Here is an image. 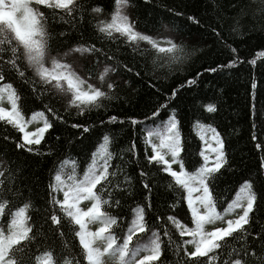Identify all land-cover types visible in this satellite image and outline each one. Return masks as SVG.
<instances>
[{
    "label": "snow or ice",
    "instance_id": "1",
    "mask_svg": "<svg viewBox=\"0 0 264 264\" xmlns=\"http://www.w3.org/2000/svg\"><path fill=\"white\" fill-rule=\"evenodd\" d=\"M126 3L128 0H116L118 10L111 13L110 20L97 19L92 25L93 33L106 39H113V33L119 34V43L130 47L134 58L141 41L146 42L155 53L166 54L163 59L159 55L153 59L154 72H171L176 65L187 59L189 53L185 46L176 43L173 38L166 37L161 41L138 31L136 22L119 10ZM261 3L264 4V0ZM103 11V7L96 0H89L88 3H82L81 0H0V121L12 125L21 133L19 141L15 143L16 149L36 152L38 149L35 146L42 147L45 133L54 128L55 122L67 124V120L53 104L59 102L67 113L71 114L74 110L76 116H83L86 110L100 109L104 106V100L113 98L112 93L118 82L108 78V74L119 73L120 63L116 60V53L112 52L109 56L103 47L97 48L95 43L88 44L84 41L82 32L81 43L69 45L63 51L53 49L51 39L63 40L68 32L50 33L48 28L51 17L60 24H70L71 30L82 29L86 16L90 13L103 14ZM176 15L179 16L180 13ZM187 19L192 21L194 17L188 16ZM212 31L220 39L215 27ZM233 32L242 34L239 29H234ZM231 51L235 53L237 50L232 48ZM84 53L92 54V58L87 61V68L81 66ZM113 60H116L115 66H111ZM238 62L233 59L225 66L208 67L203 71L223 72L225 68ZM28 70L32 73L30 77L27 75ZM128 71L131 72L132 69L129 68ZM9 74H15L25 85H31L35 98L41 103L48 101L45 107L51 113L52 122L45 118L43 111L33 112L32 117L42 119L43 124L34 131H26L27 124L31 121L25 122L18 107L19 97L13 84L4 82ZM136 75L140 76L139 71ZM201 75V72H197L195 77L189 76L183 85L173 89L170 93L171 103L165 99L164 103L157 100L154 105H148L150 115L145 116L144 120L127 118L132 125H138L149 120H160L162 115H166L163 111L165 109L170 113L161 126L149 130L147 138L143 140L145 148L151 149L150 154L147 151L144 153V161L150 167L144 166V161L136 153V145L132 144L129 149L121 150L120 156L124 159L117 168L135 164L131 176L124 173V183L127 185L136 180L138 172V184L143 186L141 191L152 193L159 180H168L169 188L182 190L181 196L176 198L170 208H164L155 216V220L164 225L163 235L168 238L169 245L175 244L178 264H220V253L229 238H238L239 250L233 247L224 264H264V228L253 231L250 224V213L255 210V202L258 198L264 199V184L258 194L253 190L251 178L243 180L234 197L225 206L215 193V185L230 163L225 140L215 127L201 124L197 120L196 135L201 141L197 159L183 142L177 119L179 113L176 108L171 107L179 90L185 86L191 88L196 85L197 78ZM251 87L257 88L255 80ZM5 100L7 106L3 105ZM203 108L208 113H213L217 106L207 103ZM261 108L264 109V105ZM250 113L254 119L257 114L254 103ZM259 114L264 119V111ZM118 121L120 118L112 115L106 121L100 119L99 123L107 126ZM70 126L82 129L81 138L77 141L82 143L83 134L90 131L89 126L80 123ZM256 139L257 136L253 134L252 140ZM102 141L92 152L90 163L82 175H78L75 163L70 169L64 168L69 160L61 163L47 186L43 223L55 227L57 231L52 233L54 238L66 239V234L61 230L63 217L69 224L68 235L78 240L81 251L77 256L80 259H65L63 264H106L108 259H114L116 264H149L151 261L161 264L160 235L157 231L149 230L145 222V208L140 204L131 209L134 216L128 220L124 201L128 198L130 189L118 191L112 183V178L117 177L118 171L111 168L113 152L109 150L110 135L105 133ZM256 148L264 149V143H257ZM85 158L88 159L87 156ZM190 160L192 170H189ZM260 170L259 179L264 182V158L261 159ZM2 185L3 181H0V215L10 208L8 196L19 195L11 189L5 191ZM131 195L137 193L131 191ZM145 200L149 201L148 210H151L150 196H144L141 203ZM85 202L87 206H82ZM104 206L112 211H105ZM29 207V203H25L7 212V228H0V264H33L31 248L33 245L39 246V242L46 237L42 227L37 226L39 222L32 224L30 217L26 215ZM170 209L175 211L165 216ZM189 216L191 226L188 222ZM217 224L221 226H216ZM91 225H96L94 230ZM123 225H127L126 229ZM169 225L178 233L175 240ZM117 226H120L119 236L116 235ZM142 237H146V242L141 243ZM141 252L144 254L140 255ZM181 252L183 258H180ZM35 264L58 262L54 261L51 251H44L42 256L35 257Z\"/></svg>",
    "mask_w": 264,
    "mask_h": 264
},
{
    "label": "trees",
    "instance_id": "2",
    "mask_svg": "<svg viewBox=\"0 0 264 264\" xmlns=\"http://www.w3.org/2000/svg\"><path fill=\"white\" fill-rule=\"evenodd\" d=\"M81 2L88 3L89 0H81ZM96 3L103 7V14L90 13L85 17L82 29L71 30L70 24L63 25L49 17L50 33L68 32L63 40L52 38L51 47L63 51L69 45L79 44L82 32L84 41L88 44L95 43L97 48L103 47L109 56L115 52L120 70L119 73L108 74V78L118 82L117 88L112 93L113 98L104 100L102 102L104 106L100 109L86 110L83 116H76L74 110L71 114L67 113L59 102L53 104L52 106L67 120V124L55 122L54 128H50L45 133L41 142L42 147L35 146L38 151L33 153L16 149L15 143L19 141L21 133L12 125L0 121V181H3L2 187L5 191L11 189L12 192L19 193L17 196H8L11 202L10 208L6 209L5 214L0 215V228L5 230L7 228L8 211L29 203L30 207L26 209V215L30 217L32 224L39 222L37 226L42 227L46 237L39 242V246L33 245L31 248L30 256L33 264L35 257L42 256L44 251H51L54 261L58 264H63L65 259L69 261L72 258L80 259L77 256L81 251L78 240L68 235L69 224L66 219L62 217L61 227L66 239L54 238L52 233L57 231L55 227L43 223L47 186L65 160H69V163L64 165L65 169H70L75 163L78 175H82L87 164L90 163L92 152L103 142V135L108 133L109 150L113 152L111 168L118 171L117 177L112 178V183L118 191L130 189L128 198L124 201L128 220L130 221L134 216L131 211L133 207L137 204L144 207L145 222L149 230L157 231L161 238L162 255L159 258L161 264H178L175 244L169 245L168 238L163 235L164 225L156 221L155 216L164 208H170L176 202V198L181 196L182 190L169 188L168 180H159L152 193L141 191L143 186L138 184V172L136 180L127 185L124 183V173L131 176L135 164L128 167L121 165L120 169L117 168L124 159L120 156L121 150L129 149L132 144L136 145L139 159L144 161L145 151L148 154L151 152V149H146L143 143L147 138V132L161 126L162 121L170 113L165 109L163 111L166 115H162L160 120L155 122L149 120L138 125H132L127 118L144 120L145 116L150 115L148 105H154L157 100L164 103L165 99L171 103L172 90L183 85L189 76L195 77L197 72H201L197 84L191 88L187 86L181 88L175 103L171 104V107L176 108L179 113L177 119L182 140L189 146V152L194 153L199 159L201 141L196 135L195 122L199 120L201 124L215 127L225 140L230 161L215 185L216 195L226 206V202L234 197L243 180L250 178L253 182V190L259 194L264 184L259 179L264 149L256 148L257 143H264V119L259 114L260 111H264L261 108L264 105V55H261L264 53V4L261 0H128V3L123 4L119 10L129 16L131 21L136 22L138 31L161 41L166 37L173 38L176 43L184 45L186 52L189 53L187 59L176 65L171 72L167 70L154 72L153 59L157 55L163 59L166 54L155 53L146 42L141 41L139 51L134 58L132 49L124 43H119V34L113 33V39H106L100 37L98 33H93L92 25L97 19L110 20L111 13L118 10L116 0H96ZM168 9L173 11L170 12ZM176 13L180 15L177 16ZM188 16H193L194 20L189 21ZM213 27L217 29L220 39L216 33H213ZM234 29H239V33L242 34L234 33ZM232 48L237 51L233 53ZM82 55L84 62L81 66L87 68L89 67L87 61L92 58V54ZM233 59L239 62L225 68L223 72L203 71L208 67L225 66ZM116 60H113L111 66H115ZM103 66L102 63L101 67ZM129 68L132 69L131 72L128 71ZM137 71L140 76L136 75ZM27 75L29 77L32 75L31 70H28ZM253 80L256 81V89L251 87ZM4 82L13 84L19 97L18 107L25 122L31 121L27 124L26 131H34L43 124L42 119L32 117L33 112L43 111L45 118L52 122L51 113L47 112L45 107L48 101L41 103L36 99L31 85H25L15 74L6 75ZM207 103H214L217 106L216 111L208 113L203 108ZM253 103L257 108L254 119L250 113ZM3 105L7 106L6 100ZM152 110H155L154 107ZM112 115L118 116L120 121L127 122L118 121L107 126L100 125V119L106 121L107 117ZM73 123L87 124L90 128L88 133L83 134L82 143L77 142L81 138L82 129L72 128L70 125ZM253 134L257 136L255 141L252 140ZM86 156L88 159L85 158ZM144 166L150 167L146 161ZM189 170H192L191 160ZM131 191H135L137 195H131ZM144 196H150L151 210H148L149 201L145 200L141 203ZM82 206H87L86 202ZM104 210L112 211L108 206H104ZM174 211L175 209H170L165 216ZM184 211H187L186 206ZM226 218L231 217L226 216ZM188 222L191 226L190 216ZM250 224L253 231L264 228V199L258 198L255 202V210L250 213ZM90 227L94 230L96 225ZM123 227L126 229L127 225ZM169 229L174 232L173 240H175L178 233H175L171 225ZM116 235H120V226H117ZM143 242H146V237L141 238V243ZM134 243L135 239L133 245ZM239 244L238 238L227 240L220 253V264H224L229 259L233 247L239 250ZM180 258H183L182 252ZM109 263L116 264V261L108 259L106 264ZM149 264H156V261H151Z\"/></svg>",
    "mask_w": 264,
    "mask_h": 264
},
{
    "label": "rangeland",
    "instance_id": "3",
    "mask_svg": "<svg viewBox=\"0 0 264 264\" xmlns=\"http://www.w3.org/2000/svg\"><path fill=\"white\" fill-rule=\"evenodd\" d=\"M109 264H113V263H109Z\"/></svg>",
    "mask_w": 264,
    "mask_h": 264
}]
</instances>
